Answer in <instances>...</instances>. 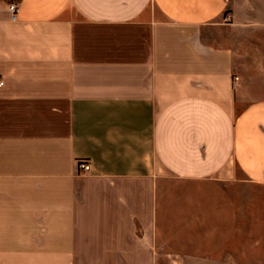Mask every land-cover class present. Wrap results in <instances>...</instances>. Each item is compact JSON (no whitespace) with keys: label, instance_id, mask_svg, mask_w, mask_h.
Here are the masks:
<instances>
[{"label":"crops","instance_id":"crops-1","mask_svg":"<svg viewBox=\"0 0 264 264\" xmlns=\"http://www.w3.org/2000/svg\"><path fill=\"white\" fill-rule=\"evenodd\" d=\"M0 79V264H264V0H0Z\"/></svg>","mask_w":264,"mask_h":264},{"label":"rangeland","instance_id":"rangeland-1","mask_svg":"<svg viewBox=\"0 0 264 264\" xmlns=\"http://www.w3.org/2000/svg\"><path fill=\"white\" fill-rule=\"evenodd\" d=\"M233 196L235 200H241L242 198L250 199L249 211L251 224L249 229H257L259 216L261 217L264 215V190H258L253 187H251L249 190L239 189L234 190ZM258 205H260V207H258Z\"/></svg>","mask_w":264,"mask_h":264},{"label":"built area","instance_id":"built-area-1","mask_svg":"<svg viewBox=\"0 0 264 264\" xmlns=\"http://www.w3.org/2000/svg\"><path fill=\"white\" fill-rule=\"evenodd\" d=\"M8 10H9V13L11 14V18L14 19L15 14L17 12V5L16 4H10ZM236 80H237V78H235V81ZM3 86H4V81L2 79H0V88ZM78 168L81 171L82 175H86L90 170L89 164L84 163V162H80L78 165Z\"/></svg>","mask_w":264,"mask_h":264}]
</instances>
